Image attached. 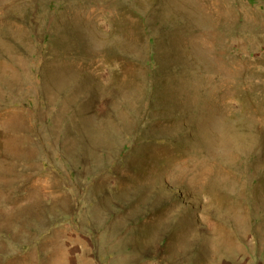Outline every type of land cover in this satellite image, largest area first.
Segmentation results:
<instances>
[{
	"label": "rangeland",
	"instance_id": "374dc122",
	"mask_svg": "<svg viewBox=\"0 0 264 264\" xmlns=\"http://www.w3.org/2000/svg\"><path fill=\"white\" fill-rule=\"evenodd\" d=\"M0 264H264V0H0Z\"/></svg>",
	"mask_w": 264,
	"mask_h": 264
}]
</instances>
